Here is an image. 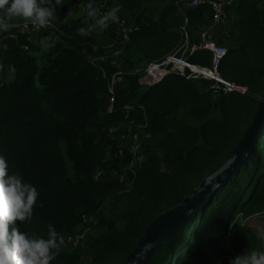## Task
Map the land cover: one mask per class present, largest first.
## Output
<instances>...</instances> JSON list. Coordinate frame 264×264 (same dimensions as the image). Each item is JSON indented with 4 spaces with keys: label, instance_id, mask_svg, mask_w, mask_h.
Instances as JSON below:
<instances>
[{
    "label": "trees",
    "instance_id": "1",
    "mask_svg": "<svg viewBox=\"0 0 264 264\" xmlns=\"http://www.w3.org/2000/svg\"><path fill=\"white\" fill-rule=\"evenodd\" d=\"M181 1L60 0L52 19L60 25L57 31L0 36V154L10 173L39 192L31 220L16 224L45 238L52 224L63 236L51 264H122L147 225L215 172L252 121L264 92V0L227 6L230 26L219 38L227 45L220 75L245 87L244 94L215 93L213 81L187 75H170L143 89L139 74L126 73L115 89L114 111L107 112L108 81L115 71H133L177 47L182 17L176 3ZM89 2L96 11L118 7L116 14H126L139 27L117 66L107 50L117 38L115 25L108 20L101 29L96 20L103 16L86 14ZM187 15L194 33L210 25L213 11L205 5ZM90 26L86 35L78 33ZM106 53L108 59L91 63ZM190 60L210 66L211 53L200 50ZM127 104L133 106L129 119L145 124L150 134L146 159L134 173L127 169L128 158L107 157L111 140L104 133L124 118ZM98 170H114L121 178L108 173L95 179ZM261 213L264 136L238 173L155 247L145 264H229L227 255L264 251V233L257 235L244 223L231 225L236 217L244 222Z\"/></svg>",
    "mask_w": 264,
    "mask_h": 264
},
{
    "label": "built area",
    "instance_id": "2",
    "mask_svg": "<svg viewBox=\"0 0 264 264\" xmlns=\"http://www.w3.org/2000/svg\"><path fill=\"white\" fill-rule=\"evenodd\" d=\"M238 0H183L176 3L178 14L182 17V22L178 27L180 41L177 47L166 57L158 61H150L136 67L133 71L124 72L123 70L115 71L108 81V106L107 112L114 111L115 89L118 84L123 82V75L139 74V84L143 89L153 87L162 82L167 76L179 75L192 78H202L213 81L211 90L215 93L239 92L244 94L245 87L238 86L225 80L219 72L220 65L227 54V47L224 44L217 43L215 37L226 36L230 26V19L226 12V7ZM209 6L213 11L211 23L209 26L197 30L192 33L190 30L188 11L197 9L202 6ZM83 9H81L82 11ZM104 7L97 10L99 15L105 16L109 11H103ZM118 19L111 20L116 28L117 38L107 47L111 53V64L117 66V60L125 52L126 45L129 41L131 33L138 30L136 22L129 19L126 14H116ZM13 27L7 31H0V36L16 37V31L20 33L40 34L42 32H55L59 28L57 20H51L49 25L40 27L33 25L30 21L17 19L11 22ZM206 50L211 53L210 66H203L190 60L191 56L197 51ZM107 53L99 59L92 60V64L96 66L97 60L108 59ZM104 75L103 68L99 66ZM133 108L127 104L123 107L124 118L116 124L108 125L104 128L106 137L111 140V144L107 147V157L109 159L122 160L128 158L127 169L134 173L140 167L146 156L144 147L150 139V134L145 130V124L136 123L133 119H129L128 113ZM109 172L104 170L96 171L94 178L99 179ZM113 177V176H111ZM121 178V176H120ZM234 257L227 255L230 262ZM220 264V260L217 262Z\"/></svg>",
    "mask_w": 264,
    "mask_h": 264
},
{
    "label": "clouds",
    "instance_id": "3",
    "mask_svg": "<svg viewBox=\"0 0 264 264\" xmlns=\"http://www.w3.org/2000/svg\"><path fill=\"white\" fill-rule=\"evenodd\" d=\"M60 0H0V31H7L14 18L30 21L33 25L44 27L54 18L56 5ZM118 7L96 20L101 29L106 28L108 20L118 19ZM89 18L98 13L92 2L86 6ZM79 28L80 35L91 30ZM164 170L162 166L161 171ZM39 192L35 185L23 182L18 173H10L7 158L0 154V264H51L64 243L52 224H49L47 238L29 231H22L16 224L32 218V209ZM264 240V236L260 237ZM229 264H264V251L253 250L235 256Z\"/></svg>",
    "mask_w": 264,
    "mask_h": 264
},
{
    "label": "water",
    "instance_id": "4",
    "mask_svg": "<svg viewBox=\"0 0 264 264\" xmlns=\"http://www.w3.org/2000/svg\"><path fill=\"white\" fill-rule=\"evenodd\" d=\"M264 136V92L254 112L251 123L223 164L205 177L183 200L159 214L145 228L136 248L122 264H145L155 247L180 231L218 188L236 175L253 154L257 141Z\"/></svg>",
    "mask_w": 264,
    "mask_h": 264
},
{
    "label": "rangeland",
    "instance_id": "5",
    "mask_svg": "<svg viewBox=\"0 0 264 264\" xmlns=\"http://www.w3.org/2000/svg\"><path fill=\"white\" fill-rule=\"evenodd\" d=\"M73 9V8H72ZM73 16H75L77 14V10L76 9H73L72 10V13H71ZM18 18H14L11 22H14V21H17ZM217 43L219 44H222L223 42H221L219 40V37L216 36L215 37ZM224 44V43H223ZM222 44V45H223ZM225 46V44H224ZM227 47V45H226ZM39 62L42 63L44 62V60L42 59V57L39 56ZM171 78H173V76L171 75ZM142 88V87H141ZM106 133V132H105ZM109 176H113L115 178H120V174L117 173L116 171H111L109 172L108 174ZM107 176V177H109ZM237 223H240L241 225L246 224L248 225L249 227H252L253 230L255 231V233H261L264 231V213H261V214H257V215H254V216H251L249 218H247L244 222H243V219L239 218V217H236L233 221V223H231L232 227L237 224ZM231 225L229 226V230L231 229ZM76 242H78V244H80L82 247L85 246L84 243L82 242V238H77ZM226 245L227 247H230V243L226 240Z\"/></svg>",
    "mask_w": 264,
    "mask_h": 264
},
{
    "label": "crops",
    "instance_id": "6",
    "mask_svg": "<svg viewBox=\"0 0 264 264\" xmlns=\"http://www.w3.org/2000/svg\"><path fill=\"white\" fill-rule=\"evenodd\" d=\"M177 13H178V12H177ZM178 15H179V14H178ZM177 30H178V29H177ZM195 32H196V31H194V33H195ZM215 114H216V113H213V116H215ZM251 228H252V227H251ZM252 229H253V228H252ZM254 232H255V231H254ZM262 233H264V231L261 232V233H258V234L256 233V234H257V235H260V234H262Z\"/></svg>",
    "mask_w": 264,
    "mask_h": 264
}]
</instances>
